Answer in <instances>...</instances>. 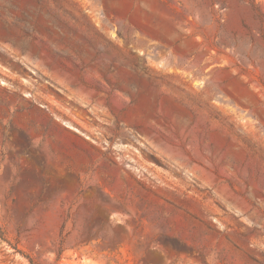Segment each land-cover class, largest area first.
Masks as SVG:
<instances>
[{
  "label": "rangeland",
  "instance_id": "obj_1",
  "mask_svg": "<svg viewBox=\"0 0 264 264\" xmlns=\"http://www.w3.org/2000/svg\"><path fill=\"white\" fill-rule=\"evenodd\" d=\"M0 264H264V0H0Z\"/></svg>",
  "mask_w": 264,
  "mask_h": 264
},
{
  "label": "trees",
  "instance_id": "obj_2",
  "mask_svg": "<svg viewBox=\"0 0 264 264\" xmlns=\"http://www.w3.org/2000/svg\"><path fill=\"white\" fill-rule=\"evenodd\" d=\"M4 237H5L4 233L0 231V238H1L2 240H4Z\"/></svg>",
  "mask_w": 264,
  "mask_h": 264
}]
</instances>
